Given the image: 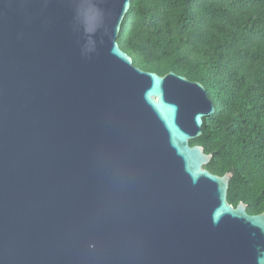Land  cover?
<instances>
[{
	"label": "water",
	"instance_id": "water-1",
	"mask_svg": "<svg viewBox=\"0 0 264 264\" xmlns=\"http://www.w3.org/2000/svg\"><path fill=\"white\" fill-rule=\"evenodd\" d=\"M130 0H0V264H264V211L189 140L203 84L133 65Z\"/></svg>",
	"mask_w": 264,
	"mask_h": 264
},
{
	"label": "trees",
	"instance_id": "trees-1",
	"mask_svg": "<svg viewBox=\"0 0 264 264\" xmlns=\"http://www.w3.org/2000/svg\"><path fill=\"white\" fill-rule=\"evenodd\" d=\"M133 65L198 81L214 105L189 140L231 172L227 201L264 211V0H130L116 38Z\"/></svg>",
	"mask_w": 264,
	"mask_h": 264
}]
</instances>
